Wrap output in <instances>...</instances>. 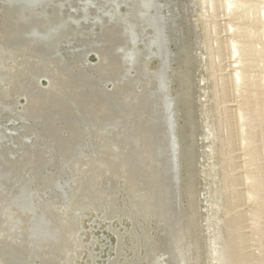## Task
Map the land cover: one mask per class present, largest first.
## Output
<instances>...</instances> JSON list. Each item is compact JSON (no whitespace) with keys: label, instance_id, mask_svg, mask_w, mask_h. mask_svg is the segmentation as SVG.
<instances>
[{"label":"rangeland","instance_id":"rangeland-1","mask_svg":"<svg viewBox=\"0 0 264 264\" xmlns=\"http://www.w3.org/2000/svg\"><path fill=\"white\" fill-rule=\"evenodd\" d=\"M207 1L156 0L144 18L136 0H0V264H231L234 211L249 216L243 251L261 252L251 203L228 209L245 157L224 119L237 97L219 82L223 10ZM153 16L166 63L152 50L131 65L157 35ZM163 81L178 133L175 196L155 182L150 100Z\"/></svg>","mask_w":264,"mask_h":264},{"label":"bare ground","instance_id":"bare-ground-1","mask_svg":"<svg viewBox=\"0 0 264 264\" xmlns=\"http://www.w3.org/2000/svg\"><path fill=\"white\" fill-rule=\"evenodd\" d=\"M136 1L138 2V4L134 6V12H137L139 16L143 15V17L145 18L148 17L149 14L151 15L150 11L152 9H155V11H157V6L155 4L156 0ZM210 4L212 8L213 5H215L216 7L219 5L218 7H221V10H223L221 20H223L224 22L220 23V21V24H216L218 32L216 30L215 31L217 32V35L222 33L224 35L218 36L217 38L216 36L215 38L213 37L215 39L213 40L215 42V49L218 51L216 52L218 56L216 58L220 59L219 62L221 64L218 65L220 66L219 71L221 72V74L219 75V82H221L224 86H222L224 88L222 91L224 94H222L223 96H227V94L231 92V94L237 97H235L236 100L234 102L236 103L233 111L234 114L232 111L231 112L233 115L230 114V109L227 107L229 111L228 113L231 116L229 117V115L227 114L225 115L226 118H224L226 127L228 128V130L230 129L229 146L230 148H233L234 146V134L232 133V127L234 126L236 128L235 131L237 130L236 132L238 133V138L241 141H239L240 150L243 152V157H245V160L242 159L244 161L240 166V168H242V175L233 176L232 174L230 176V181L227 186V193L228 195L232 194L234 199L232 201H235L236 204L235 207L231 206V204L229 207H227L232 211L238 209L237 203L240 204L242 199L247 200V202H244V204L248 202L251 203L250 211L248 212L250 214L251 219L254 221V225L252 227H255L251 236H253V240L257 242V246H259V249H261V252L259 251V249L256 250L260 252H257L258 254H256V256L249 254L250 251L248 253L246 251H243V246L244 244L246 245V237L249 235V232H247L248 227H246L244 223L246 217L245 215L247 214V212L244 214V211H234V214H230L231 218L227 219L226 221L228 234V251L231 253V257L229 255V258H232L230 259L231 264H247L252 261V257L254 258L256 264H264V163H261V161L264 160V0H211ZM155 17L156 16H153L151 17V19L155 20L154 27L156 29L157 35L154 39L151 37L149 43L145 45V48H148L146 49L145 53L133 51V54L130 58L131 65L137 64V59L139 55L147 57L149 56L147 51L150 52L152 50L157 51L156 54H159L163 64L166 63L165 61L167 60V57L165 49L163 47L165 43L163 41L162 36L159 35V32L161 30V24L158 20L154 19ZM140 19L142 18L140 17ZM131 31V40L135 47L136 39L138 38V36H136L135 30ZM206 38L209 39L210 37ZM207 50H209V47ZM212 51L213 50H211L210 52ZM211 54L212 53H210V55ZM226 54L228 60L227 62H223L226 59ZM211 64L213 65V63ZM136 71L138 72L139 70ZM141 80L142 71H140V74H138L136 77L132 78V82H140ZM162 85L163 88L160 91H157L156 95H153L155 96V99H153L152 97L150 100L153 104L151 113H156L155 116L153 115L154 126L151 132H154L153 135L157 136V138H155L154 145L156 154L153 155V160L157 163L156 169L158 168V172H155V182L157 184V187H167L168 190H166L168 191V194L171 192L170 195L173 194V196H175V189L173 191V188H176L174 186H176V184L178 183V162H180L178 161L179 147H177L178 139L176 137L178 133L176 134L175 130L174 106L171 105L172 100L169 96H167L168 92L166 91V85L164 81L162 82ZM226 98H228V96ZM231 98L233 99L234 97ZM222 104L221 106L223 107ZM219 109L221 108L219 107ZM156 115L159 117L157 118ZM241 156L242 155H240L238 159H241ZM132 162L137 163L138 160L135 159ZM229 173L230 172H228V176ZM241 183H243L244 186V188H242L243 191L237 189V186H239ZM248 221L250 220H247V224ZM242 229L244 231H242ZM245 229H247V231ZM248 242L247 245L249 244ZM253 243L254 242H252L251 244ZM238 247L241 250L235 252V249ZM248 250L250 249L248 248Z\"/></svg>","mask_w":264,"mask_h":264}]
</instances>
